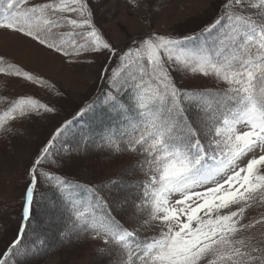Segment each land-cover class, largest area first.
<instances>
[{"label": "snow or ice", "instance_id": "snow-or-ice-1", "mask_svg": "<svg viewBox=\"0 0 264 264\" xmlns=\"http://www.w3.org/2000/svg\"><path fill=\"white\" fill-rule=\"evenodd\" d=\"M98 3L0 0V30L30 39L68 64L82 56L87 63L99 61L109 120L136 126L119 142L114 134L102 137L98 148L110 155L141 152L142 159L126 170L129 180L89 185L91 199L85 200L74 194L80 185L44 169L45 163L57 169L75 163L70 142L62 139L72 123L65 121L27 170L21 224L0 264L36 254L23 248V239L45 183L67 202L72 226L61 232L60 243L100 241L104 247L95 251L107 264H264V231L251 233L264 226V216L243 222L253 204L264 203V0H222L214 17L187 34L145 33L122 49L95 22ZM131 7H139L136 0ZM0 73L64 94L5 55ZM189 74L225 87L186 86ZM0 104V135L14 134L18 120L57 110L28 96L0 97ZM95 104L76 115L83 118ZM154 223L158 234L137 238L138 230Z\"/></svg>", "mask_w": 264, "mask_h": 264}, {"label": "rangeland", "instance_id": "rangeland-1", "mask_svg": "<svg viewBox=\"0 0 264 264\" xmlns=\"http://www.w3.org/2000/svg\"><path fill=\"white\" fill-rule=\"evenodd\" d=\"M136 3L139 4L138 8L131 7V0H99L95 6V22L117 48L127 47L131 43L130 37L139 39L145 33L187 34L214 17L222 0H136ZM0 55H5L26 70L41 75L64 93L58 96L47 87L0 73V97L10 100L21 96L36 97L44 103L55 104L57 109L54 113L18 120L12 124L14 134L0 135V253H3L8 242L16 238L21 224L27 170L35 159L38 148L65 121L72 123L62 139L70 142L75 163L60 169L49 163L44 164L45 170L58 172L63 178L86 180L89 181L86 184L91 185L113 179L129 180L132 177L126 170L142 159V153L122 152L110 155L107 151L99 150V143H96L95 138L87 137L89 129L99 123L92 125L85 121L79 128L76 115L79 108L95 101V109L90 111L91 115L97 110V103H103L105 82L99 78V61L87 63L89 57L82 56L79 63L68 64L62 56L41 49L30 39L4 30H0ZM183 83L209 91L225 87L214 78L191 74ZM209 102L215 106L212 99ZM3 110L4 105L0 104V113ZM60 147L59 144L56 146L57 151ZM261 174H264V170ZM136 175L139 176L140 173ZM83 191L84 189H77L74 194L90 200L91 195ZM41 201L44 211H39L38 204ZM101 214L97 211V215ZM143 215L147 216L146 210ZM262 216L264 203H256L246 211L243 222L258 220ZM71 226L63 194L47 183L41 185L37 191L30 226L25 233V240L23 239V248L38 250L43 246L41 242L44 244L46 241L47 245L53 243V250L39 258H34L35 255L23 259L13 257L15 264H96L99 258L95 250L104 247L100 241L88 239L72 245L60 243L61 232ZM160 230V226L154 223L150 228L138 230L136 235L141 239L156 235Z\"/></svg>", "mask_w": 264, "mask_h": 264}, {"label": "trees", "instance_id": "trees-1", "mask_svg": "<svg viewBox=\"0 0 264 264\" xmlns=\"http://www.w3.org/2000/svg\"><path fill=\"white\" fill-rule=\"evenodd\" d=\"M210 104H212V103H210ZM212 106H214V104H212ZM123 153H126V152H123ZM71 182L73 183V185H77V184L80 185L84 189L83 193L90 194V193H88L87 189H88V186L91 185V184H86L89 181H86V180L79 181L78 179H72ZM82 183H85V184H82ZM36 198H37V195H36ZM35 202H36V200H35ZM38 205H39V211H41V210L44 211V209L42 207V201ZM34 210H35V203H34V206H33V213H34ZM97 211L100 212V213H102V206L100 208H98ZM263 230H264V228L262 226L256 225V227L251 231V233L254 234V235L259 236L260 232L263 231ZM25 236H26V234L24 235V240H25ZM82 240H88V238L82 239ZM82 240H79V241H82ZM52 245H53V243L51 245H47V243L45 241V243L43 244V246L40 247L38 250H30V252L36 253L35 256H34V258H39V257L43 256V254L51 253L52 250H53ZM30 256H31V254L27 258H29ZM20 259H23V258H20ZM96 264H107V259L106 258L105 259H100L99 258L97 260V263Z\"/></svg>", "mask_w": 264, "mask_h": 264}]
</instances>
